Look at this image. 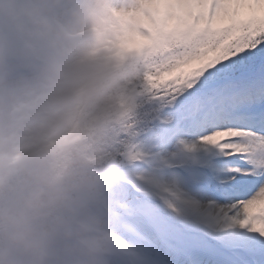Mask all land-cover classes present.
<instances>
[{
  "label": "clouds",
  "instance_id": "1",
  "mask_svg": "<svg viewBox=\"0 0 264 264\" xmlns=\"http://www.w3.org/2000/svg\"><path fill=\"white\" fill-rule=\"evenodd\" d=\"M142 0H0V264H145L122 200L150 83L187 30Z\"/></svg>",
  "mask_w": 264,
  "mask_h": 264
},
{
  "label": "snow or ice",
  "instance_id": "2",
  "mask_svg": "<svg viewBox=\"0 0 264 264\" xmlns=\"http://www.w3.org/2000/svg\"><path fill=\"white\" fill-rule=\"evenodd\" d=\"M139 39L187 30L151 77L122 186L145 264H264V0H142Z\"/></svg>",
  "mask_w": 264,
  "mask_h": 264
}]
</instances>
